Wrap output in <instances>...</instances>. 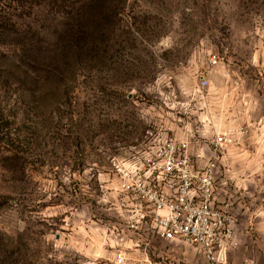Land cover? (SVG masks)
<instances>
[{
	"label": "rangeland",
	"instance_id": "1",
	"mask_svg": "<svg viewBox=\"0 0 264 264\" xmlns=\"http://www.w3.org/2000/svg\"><path fill=\"white\" fill-rule=\"evenodd\" d=\"M225 128L221 179L264 211V0H0V264H205L123 226L114 170Z\"/></svg>",
	"mask_w": 264,
	"mask_h": 264
},
{
	"label": "built area",
	"instance_id": "2",
	"mask_svg": "<svg viewBox=\"0 0 264 264\" xmlns=\"http://www.w3.org/2000/svg\"><path fill=\"white\" fill-rule=\"evenodd\" d=\"M220 64L217 53L208 54L204 67L195 71L199 89L209 88ZM168 132L160 130L154 143L115 165L116 208L123 226L134 233L147 228L158 240L188 244L198 249L205 264H229L237 248V217L228 203L217 202L219 165L246 131L225 128L209 143L199 132Z\"/></svg>",
	"mask_w": 264,
	"mask_h": 264
},
{
	"label": "crops",
	"instance_id": "3",
	"mask_svg": "<svg viewBox=\"0 0 264 264\" xmlns=\"http://www.w3.org/2000/svg\"><path fill=\"white\" fill-rule=\"evenodd\" d=\"M230 150L227 151V154ZM233 163L241 164L239 161L227 159V155H225L220 161L219 171L221 167H229ZM222 174L224 175V173ZM228 184L229 177L225 175L221 179V175L219 174L217 181V202L228 203L232 208V212L237 217V248L230 253L229 261L231 259V264H240L241 258L245 256L253 259L256 264H264V211L246 208L243 195L236 189L232 191Z\"/></svg>",
	"mask_w": 264,
	"mask_h": 264
},
{
	"label": "trees",
	"instance_id": "4",
	"mask_svg": "<svg viewBox=\"0 0 264 264\" xmlns=\"http://www.w3.org/2000/svg\"><path fill=\"white\" fill-rule=\"evenodd\" d=\"M15 1L23 3V2H27V1H33V0H15Z\"/></svg>",
	"mask_w": 264,
	"mask_h": 264
}]
</instances>
